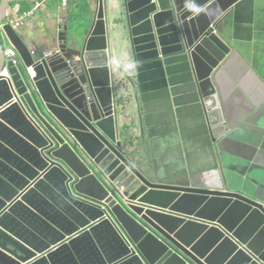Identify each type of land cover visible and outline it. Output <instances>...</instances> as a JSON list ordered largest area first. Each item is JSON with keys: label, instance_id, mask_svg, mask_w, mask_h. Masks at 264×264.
Listing matches in <instances>:
<instances>
[{"label": "water", "instance_id": "water-1", "mask_svg": "<svg viewBox=\"0 0 264 264\" xmlns=\"http://www.w3.org/2000/svg\"><path fill=\"white\" fill-rule=\"evenodd\" d=\"M22 1L0 9V264H264L260 154L238 178L209 172L219 188L202 186L203 175H154L131 150L137 137L123 141L127 69L113 51L118 39L136 65L189 67L217 169L239 118L264 132V105L226 110L225 21L240 0H97L94 20L90 3L47 54L9 21ZM7 44L24 65L9 62Z\"/></svg>", "mask_w": 264, "mask_h": 264}, {"label": "crops", "instance_id": "crops-1", "mask_svg": "<svg viewBox=\"0 0 264 264\" xmlns=\"http://www.w3.org/2000/svg\"><path fill=\"white\" fill-rule=\"evenodd\" d=\"M112 2L116 5L119 0ZM90 3L94 9L89 15L94 20L97 0H71L67 6L60 0H25L13 4L9 21L20 22L29 14L19 32L34 52L47 54L56 45L62 29L73 28ZM225 25L234 52L232 71H225L224 81L228 79L227 73L235 74L227 81L235 84L225 86V96H232L225 101L226 110L243 115L249 104L264 105V0H240ZM90 27L91 22L86 29ZM114 41L115 62L123 63L127 69L125 78L121 77L125 88L119 103L123 141L129 142L132 135L137 137L131 146L136 160L165 182H190L193 176L203 175L202 186L219 188L214 186L219 180L208 174L215 172V159L207 119L189 67L171 61L165 65H136L127 45L118 39ZM13 49L6 45L7 54ZM243 119L239 118L236 136L228 139L218 152L227 160L225 173L221 170L224 178H238L242 165L253 160L256 153L264 162V132L257 133L249 124L242 126Z\"/></svg>", "mask_w": 264, "mask_h": 264}, {"label": "built area", "instance_id": "built-area-1", "mask_svg": "<svg viewBox=\"0 0 264 264\" xmlns=\"http://www.w3.org/2000/svg\"><path fill=\"white\" fill-rule=\"evenodd\" d=\"M65 6H67L71 0H60ZM3 6V0H0V9ZM40 7V5H39ZM29 14H26L25 17H28ZM25 17H23V19L20 22H12V24L15 26L16 30H20L25 24ZM36 53V52H35ZM34 53V55H35ZM7 58L9 60V62H13L14 67L15 68H19L21 66V59L19 58V53L16 49L10 50L7 54ZM29 74L31 75V79H35L36 75H35V70L34 68L29 69ZM2 76L6 79H11V75L8 69L5 70V72L2 74Z\"/></svg>", "mask_w": 264, "mask_h": 264}, {"label": "rangeland", "instance_id": "rangeland-1", "mask_svg": "<svg viewBox=\"0 0 264 264\" xmlns=\"http://www.w3.org/2000/svg\"><path fill=\"white\" fill-rule=\"evenodd\" d=\"M229 71H232V64H231V62H230V66H229ZM227 75H228V79L229 78H231L232 76H234L235 74H232V73H227ZM228 79H227V81H228ZM224 82L223 80H222V82H223V84L226 86V88L228 87V88H230V84H235V82H233V81H230V82ZM231 90H232V88H231ZM231 95H230V97H228L227 99H225V100H230L231 99ZM224 100V101H225ZM224 158V160H225V162H226V159H225V157H223ZM215 161V160H214ZM215 163H216V161H215ZM217 164V163H216ZM226 166H227V163H226V165L223 163V161L221 160V158H220V161H219V165H218V167H217V169H215V171H216V174H217V177H219L220 176V173H221V170L225 173V171H226ZM236 170H238V169H236ZM211 172V171H210ZM222 180H224V176L222 175Z\"/></svg>", "mask_w": 264, "mask_h": 264}, {"label": "bare ground", "instance_id": "bare-ground-1", "mask_svg": "<svg viewBox=\"0 0 264 264\" xmlns=\"http://www.w3.org/2000/svg\"><path fill=\"white\" fill-rule=\"evenodd\" d=\"M191 76H192V74H191ZM192 78V80L194 79V77H191Z\"/></svg>", "mask_w": 264, "mask_h": 264}]
</instances>
